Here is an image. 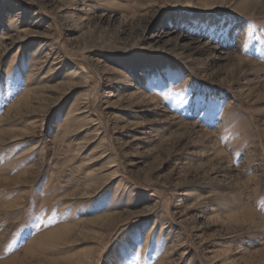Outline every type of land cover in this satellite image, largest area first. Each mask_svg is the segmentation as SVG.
<instances>
[{"label": "rangeland", "instance_id": "obj_1", "mask_svg": "<svg viewBox=\"0 0 264 264\" xmlns=\"http://www.w3.org/2000/svg\"><path fill=\"white\" fill-rule=\"evenodd\" d=\"M0 264H264V0H0Z\"/></svg>", "mask_w": 264, "mask_h": 264}]
</instances>
